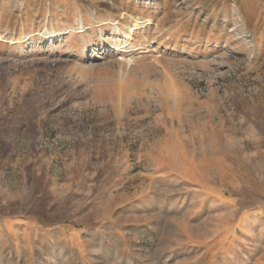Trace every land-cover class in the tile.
<instances>
[{"label": "rangeland", "instance_id": "obj_1", "mask_svg": "<svg viewBox=\"0 0 264 264\" xmlns=\"http://www.w3.org/2000/svg\"><path fill=\"white\" fill-rule=\"evenodd\" d=\"M0 37V264H264V0H0Z\"/></svg>", "mask_w": 264, "mask_h": 264}, {"label": "bare ground", "instance_id": "obj_2", "mask_svg": "<svg viewBox=\"0 0 264 264\" xmlns=\"http://www.w3.org/2000/svg\"><path fill=\"white\" fill-rule=\"evenodd\" d=\"M144 26H145V25H144L143 23H137V24H135L134 26L129 27L130 30H129V32H128V35H129V33H132L134 30H136V29H140V28H143ZM85 28L87 29V27H85ZM83 30H84V28H81V29H79V30H76L77 33H76L75 31H73V33H75V34L83 33ZM64 34H65L64 32H61V33L56 34V35H64ZM128 35H127V37H128ZM0 40H1V37H0ZM13 44H16V42H14V41H10V45H13ZM85 52H86V47H82V48L80 49V54L83 55Z\"/></svg>", "mask_w": 264, "mask_h": 264}, {"label": "crops", "instance_id": "obj_3", "mask_svg": "<svg viewBox=\"0 0 264 264\" xmlns=\"http://www.w3.org/2000/svg\"><path fill=\"white\" fill-rule=\"evenodd\" d=\"M81 19H82V17H81ZM75 26H76V24H75ZM66 29V28H65ZM77 35H79V36H77ZM77 35H75V36H77V37H79V40L76 38V44L78 43V41L80 42V48L79 49H81V45L82 44H85V42H84V39H85V35L83 34V38H81L80 37V35H82V34H77ZM68 38V37H67ZM81 41H83V42H81ZM75 44V45H76ZM72 47H74V46H72ZM80 51V50H79ZM48 112H42L40 115H46ZM122 112H114V114H116V115H118V116H120V114H121Z\"/></svg>", "mask_w": 264, "mask_h": 264}]
</instances>
